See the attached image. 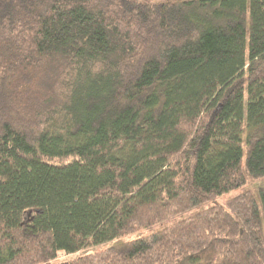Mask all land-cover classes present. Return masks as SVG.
I'll use <instances>...</instances> for the list:
<instances>
[{
  "label": "trees",
  "instance_id": "obj_1",
  "mask_svg": "<svg viewBox=\"0 0 264 264\" xmlns=\"http://www.w3.org/2000/svg\"><path fill=\"white\" fill-rule=\"evenodd\" d=\"M261 177L264 0H0V264H264V187L53 261Z\"/></svg>",
  "mask_w": 264,
  "mask_h": 264
},
{
  "label": "rangeland",
  "instance_id": "obj_2",
  "mask_svg": "<svg viewBox=\"0 0 264 264\" xmlns=\"http://www.w3.org/2000/svg\"><path fill=\"white\" fill-rule=\"evenodd\" d=\"M260 187H264V177H261V178H258L254 181H250L249 183L247 184H244V185H241V186H237L233 189H230L228 191H225L223 192L222 194L218 195L217 197H215L214 199L202 204V205H199V206H196V207H192L190 209H188L187 211L185 212H182L180 214H177L175 216H172V217H169L161 222H158V223H155L149 227H146V228H141L137 231H133V232H130V233H127L125 235H122V236H117L111 240H108V241H104L102 243H99L97 245H92V246H89L81 251H78V252H75V253H60L58 255V257L56 259H54L53 261H60L62 259H68V258H72L78 254H81L83 252H88V251H91V250H95V249H99V248H104L106 246H109L113 243H116V242H119V241H122V240H127V239H131V238H135L137 236H140V235H144V234H148V233H151L155 230H158V229H161L167 225H170L172 224L173 222H176L178 221L179 219H182L184 217H187V216H190V215H193L195 214L196 212H198L199 210L207 207V206H210L212 204H216V203H223V201L236 194L237 192H240L246 188H250L252 189L256 196H259L258 193H257V190L260 188ZM50 262V261H49ZM52 262V261H51ZM34 264H45L44 262L43 263H34Z\"/></svg>",
  "mask_w": 264,
  "mask_h": 264
}]
</instances>
